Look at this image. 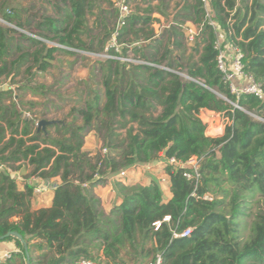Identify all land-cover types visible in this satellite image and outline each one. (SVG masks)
<instances>
[{
	"label": "trees",
	"instance_id": "16d2710c",
	"mask_svg": "<svg viewBox=\"0 0 264 264\" xmlns=\"http://www.w3.org/2000/svg\"><path fill=\"white\" fill-rule=\"evenodd\" d=\"M30 1L27 8L15 0L17 6L5 10L7 0H0V18L8 25H0V78L14 73L15 82L27 65L21 84L0 90V164L6 167L0 173V237L9 231L21 233L29 264L81 259L127 264L124 254L135 262L141 252L153 254L151 261L160 252L163 264H264V205L249 223L248 237L241 235L242 226L248 225L244 223L248 209L264 201V121L249 114L264 119V100L231 94L218 70L214 48L218 26L243 51L245 70L264 86V0H207V7L203 0H184L160 35L153 27V13L164 12L173 0H158L159 6L144 0L150 4L132 11L119 30L123 47L117 55L131 53L153 65L96 60L90 77L100 75V87L71 110L70 120L48 125L45 131L38 130L37 122L47 119L53 86L35 84L33 76H26L31 63L45 72L57 53H103L119 9L112 0H43L40 5ZM36 7L39 10L31 11ZM90 15L96 16L95 28H100L95 35L89 27ZM187 21L203 25L194 42L197 60L193 54L185 57ZM21 39L30 45L21 44ZM27 91L45 97V102L24 101ZM23 105L31 107L28 120L23 118ZM40 106L42 111H32ZM205 109L225 111L231 123L222 136L206 135L200 118ZM92 130L102 139L105 156L84 149ZM165 150L166 158L200 157L199 182L187 179L185 168L167 164L169 198L157 178L148 184L118 182L122 202L104 209L95 186L112 174L158 160ZM28 169L27 178H60L50 206L33 210L34 184L18 187L14 172ZM167 216L170 219L165 221ZM156 222H161L158 229ZM188 227L189 236L174 235ZM5 240H14L20 252L0 264H28L23 244L13 237Z\"/></svg>",
	"mask_w": 264,
	"mask_h": 264
},
{
	"label": "rangeland",
	"instance_id": "374dc122",
	"mask_svg": "<svg viewBox=\"0 0 264 264\" xmlns=\"http://www.w3.org/2000/svg\"><path fill=\"white\" fill-rule=\"evenodd\" d=\"M129 2H130L131 7L134 9L135 7H134L132 0H130ZM178 2L179 0L171 1L169 4V7L164 9V13L166 14L165 19H167L168 22L172 20V14L175 12V9L178 7ZM23 4L25 7L27 8L29 7V4L28 3L26 4V2H24ZM15 5H16L15 0H7V4H5L4 8L5 10H7L11 6H15ZM45 5H47V7L50 8V5L47 2H45ZM144 7L146 6H143V8ZM37 10L39 9L36 7L35 9H32L31 11L36 12ZM110 20H112V18H110ZM95 22H96V16L90 15L89 16V27L93 28V31H92L93 35L99 33L100 31L99 30L100 28L99 29L95 28ZM166 23L158 22L157 28L160 33H162L165 30L164 24ZM0 25L8 26L6 23L2 21H0ZM23 31L25 30H21L23 34L32 35L34 38L37 36L36 34H33L32 32L30 33L29 31H25L26 33H24ZM16 36L18 37L19 35L16 34ZM82 37L84 40L89 41V37L86 34L82 35ZM35 40L38 41L42 39H38L36 37ZM95 42H97V39L95 40ZM46 43H48L50 46H53V45L56 46V44H54L53 42H46ZM21 44L28 45V46L30 45V43L27 40H22ZM186 45L188 49L186 56H185L186 60L189 58L190 54H193L194 56L193 59L197 60L199 58V53L193 49L195 44L194 43L190 44L186 42ZM76 52H77V55H74V56L57 53L56 58L52 60V66L45 72H40L35 62L31 63L33 68L30 71L31 73L26 74V76H29V75L33 76L34 83L35 82L45 83L47 86H53L52 91L48 93V98L51 101L48 102L49 110H47V113H45L46 118L50 114L51 115L50 118H53V119H57L61 121L70 120L71 116H69V114L71 110L75 107L81 106V104L83 105L86 95L91 96L94 90L100 87V85L98 84V80H100V75H98L96 78H91L90 70H91L93 62H95L96 60H105V59L103 57H99L95 54H91L83 50L76 51ZM130 55L132 56L131 53ZM184 75H185L184 76L185 79H189L186 74ZM22 77H24V72L21 71V75L18 76L14 81L18 83V81H20ZM9 79L10 77L2 78L0 80V85L6 86V88H8L7 84L10 83ZM41 107L43 108V106H40L39 108ZM38 111L40 112L38 108L34 110V112H38ZM252 116L257 119V116H254V115ZM200 118L206 124V128L210 129L213 132H217L219 130L218 128L222 124L226 125L227 123V117H225V111L218 112V111H212V110L205 109L201 111ZM123 133L125 134V131H123ZM85 143L88 144L89 148L90 147L94 148L91 152L93 154L102 153L104 150L103 141L97 134L96 130H92L86 135ZM164 155L165 154L162 153L160 158H162ZM142 173H144L143 175L147 174V172H144V171ZM151 173L153 177L154 176L164 177L166 179V176H167L164 172H162V170H158V169L157 171H153ZM263 205H264V201L262 202L260 201L258 203H253L251 205V208L248 209L247 214L249 215L246 216L244 219V223L245 224L247 223L248 225L242 226V229H241L242 238L246 239L248 237L249 223L254 219V214H256L260 209H262Z\"/></svg>",
	"mask_w": 264,
	"mask_h": 264
},
{
	"label": "built area",
	"instance_id": "2783aa9c",
	"mask_svg": "<svg viewBox=\"0 0 264 264\" xmlns=\"http://www.w3.org/2000/svg\"><path fill=\"white\" fill-rule=\"evenodd\" d=\"M114 2V5L119 9V17L116 23L115 31L112 35V38L107 45L105 51L101 54H98L97 56L103 57L104 59H120L123 61H129L133 63H144L153 65L151 62L136 59L133 57V55H129L128 57H122L118 56L117 53L120 52L121 48L123 47V44L118 42V36L120 34V28L125 24L126 17L129 16L132 13L131 5L129 4V0H112ZM205 3V6L207 7V0H203ZM0 21L4 22L3 19L0 18ZM5 23V22H4ZM155 24H157V21L153 23V27L155 28ZM170 23L167 22L164 24V28L169 27ZM13 28H16L15 26H12ZM185 33H186V42L187 43H194L197 37L201 34L203 30V25L188 23L185 24ZM217 38L214 42V48L217 51V67L220 73L223 76L224 83L228 86L231 94L235 95L237 98H240L242 95L250 94L255 97H257L260 100H264V86L256 80L253 74L250 72H247L245 70V63H244V53L239 48L238 45L235 43L228 41L226 37L224 36L221 29L217 26ZM159 31H156V34H159ZM38 39H42L39 36H36ZM35 37V38H36ZM178 73H181L177 71ZM189 78V76H187ZM197 82L203 83L202 81L195 80ZM228 102H230L232 105L239 109H244L242 106L235 105L234 101H231L227 98ZM250 115H255L254 113H249ZM257 119L263 120L259 116H257ZM231 121L229 118H227L226 125H221L217 132H213L210 129L205 130V133L207 136L217 137L222 136L225 132V128L228 124H230ZM107 149L104 148L102 155H106ZM158 161L165 165L170 164L174 165L175 167H183L185 168L184 176L189 179L196 182V184L201 179V158L198 156H192L186 161L178 160L176 157L172 156L169 158L162 157ZM150 163H146V167L150 168ZM137 166V165H135ZM133 166V167H135ZM131 167V168H133ZM6 167L3 164H0V173L5 170ZM126 170L121 171L119 173L120 176H125ZM32 181L34 184V193L36 195H42L48 191H52L56 188L58 185V182H56L54 179H41L39 177H32ZM208 198V196H205ZM170 219L169 216H167L164 220L168 221ZM161 225V222H156L154 224L155 228L158 229ZM192 229L190 227L182 230L181 232H175L174 235L176 237H187L191 234ZM18 253V251H8L0 255V263L5 262L12 258L13 254ZM62 264H110L105 261H99V260H91V259H81V260H72V261H66ZM150 264H163V257L160 252H157L154 259L150 262Z\"/></svg>",
	"mask_w": 264,
	"mask_h": 264
},
{
	"label": "crops",
	"instance_id": "0c3cea01",
	"mask_svg": "<svg viewBox=\"0 0 264 264\" xmlns=\"http://www.w3.org/2000/svg\"><path fill=\"white\" fill-rule=\"evenodd\" d=\"M22 3L26 2V4H30V0H21ZM37 2H39V4L41 3V1L43 0H36ZM174 1V0H173ZM178 1V0H177ZM181 1V2H180ZM184 0H179L178 4H182ZM133 4H134V9L132 8V11H137V10H143V6H148V4H150V1H148L147 3L144 1V0H132ZM151 4L153 6H159V1L158 0H152L151 1ZM24 5V4H23ZM17 6V4L15 5ZM144 7V8H146ZM165 13L164 12H159V11H155L153 13V17L156 18L155 21H157V24L158 22L159 23H163L166 21L168 22L167 19H165ZM189 21H187L185 24H188ZM157 24H155V28L156 30L155 31H158V28H157ZM167 28V27H166ZM21 31V30H20ZM26 31V30H25ZM25 31H23L24 33H26ZM161 33L157 34V35H160ZM29 35V34H27ZM31 37H33L32 35H29ZM38 36V35H37ZM40 37V36H39ZM27 65L23 66L22 69H25ZM23 72V70H22ZM14 73L11 74V76L13 75ZM10 76V83H8V88H6V86H2L0 85V90L2 89H5V90H8L10 88H15L17 87L20 83V81H18V83L16 82H13L11 80V77ZM6 76H2L0 78V80L2 78H4ZM17 78V77H16ZM15 78V79H16ZM15 84V85H14ZM22 92V91H21ZM45 97H41V96H35L33 95L30 91H27V92H24L23 94V100L24 101H33V102H36V103H39V104H43L46 100V98L44 99ZM7 104H9V101H7ZM24 107V113H23V118L25 120H28L32 117V113H31V107L28 106V105H23ZM59 107V106H58ZM36 109L38 108L40 111H42V107L39 108V107H35ZM35 108H32V111L36 110ZM52 110V109H51ZM203 111V110H202ZM49 116V118H48ZM47 116V119H53V118H50L51 115L49 114ZM57 120V119H55ZM61 121V120H59ZM53 130V129H52ZM84 149L87 150V151H90L92 152V150L94 148H89L88 147V144L85 143L84 144ZM150 168H147L146 167V164H143V165H137L133 168H129L126 170V174L125 176H120L119 173H116V174H112L108 177L107 181L104 183V184H100V185H97L95 186L94 188V193L101 199V202H102V205L104 207L105 210L109 211L112 207L116 206V205H119L122 200H123V194L119 191V188L117 186V183L120 182L126 186L128 185H136V184H148L152 178H157L160 183H161V187L165 193V196L166 198H169L171 196V191H170V182H169V176L165 173L164 171V164L161 163L160 161L156 160V161H153V162H150ZM158 170H162V172H164L167 176H166V179L164 177H156V176H152V173L153 171H157ZM147 172L146 175H143L144 173L142 172ZM30 172V170L28 169L27 171L25 172H14V175L15 177L17 178V183H18V187L20 189H24V186L25 184L28 182V183H31L33 184V181H32V177L30 178H27L26 175ZM164 175V174H163ZM54 180L56 182H60V178H54ZM164 181V182H162ZM53 194H54V190L52 191H48L42 195H36L33 197L32 199V209L33 210H37L41 207H48L51 205V202H52V199H53ZM16 219V218H15ZM151 243L149 242L148 246H150ZM8 251H18L20 252L16 242L14 240H3V241H0V255L5 253V252H8ZM154 255L151 254L150 256H145V254L143 252H141L139 254V257L138 259L134 262L130 259V256H127L126 254H124L123 256V261L127 264H150L151 262V259ZM64 263V262H63Z\"/></svg>",
	"mask_w": 264,
	"mask_h": 264
},
{
	"label": "water",
	"instance_id": "95a60500",
	"mask_svg": "<svg viewBox=\"0 0 264 264\" xmlns=\"http://www.w3.org/2000/svg\"><path fill=\"white\" fill-rule=\"evenodd\" d=\"M177 72V71H175ZM178 73V72H177ZM181 75L185 76L184 74L180 73ZM197 82V81H196ZM201 86L203 87H206L208 89H210L211 91H213L214 93L218 94L216 91H214L213 89L209 88L207 85L203 84V83H200L198 82ZM219 95V94H218ZM239 103L238 102H235V105H238ZM60 122L59 120H55V119H41L37 122V126H38V130L42 129V130H46V127L48 125H52V124H55V123H58ZM166 153V150L164 151V154ZM166 198V196H165ZM9 237H13V238H16L18 239L24 246L25 248V252H26V256H27V263L29 264V255H28V246H27V243H26V240L25 238L23 237V235L17 231H9L7 234L3 235L0 237V240L3 241Z\"/></svg>",
	"mask_w": 264,
	"mask_h": 264
}]
</instances>
